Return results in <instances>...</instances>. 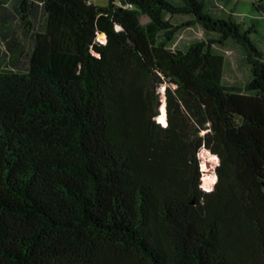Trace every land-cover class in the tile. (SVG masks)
<instances>
[{"label":"trees","instance_id":"1","mask_svg":"<svg viewBox=\"0 0 264 264\" xmlns=\"http://www.w3.org/2000/svg\"><path fill=\"white\" fill-rule=\"evenodd\" d=\"M38 9L27 70L0 67V264H264L254 25L209 0H21L31 28ZM168 15L237 44L248 83H224L211 42L172 48ZM203 149L218 159L210 190Z\"/></svg>","mask_w":264,"mask_h":264},{"label":"rangeland","instance_id":"2","mask_svg":"<svg viewBox=\"0 0 264 264\" xmlns=\"http://www.w3.org/2000/svg\"><path fill=\"white\" fill-rule=\"evenodd\" d=\"M97 4L106 5L108 0H94ZM21 0H0V67L16 71H26L29 65V56L33 49L35 31L42 30L45 24V14L38 9L31 16L33 28L22 20L20 13ZM211 12L218 17H232L244 28L254 25L258 33H253L252 38L264 55V14L255 9L252 0H209ZM168 19L180 29L175 37L174 49H186L190 44L199 41L211 42L215 52L225 59L224 83L228 86L244 87L251 78L250 67L246 63L245 55L241 48L228 42L224 45L213 43L215 35L206 32L200 25H188L192 20L189 16H167ZM143 23L149 18L142 16ZM104 40V36H99ZM163 91V88H161ZM159 121L166 124V110L163 103ZM201 169L204 172V186L212 188L216 181L215 168L218 159L207 150L199 154Z\"/></svg>","mask_w":264,"mask_h":264},{"label":"built area","instance_id":"3","mask_svg":"<svg viewBox=\"0 0 264 264\" xmlns=\"http://www.w3.org/2000/svg\"><path fill=\"white\" fill-rule=\"evenodd\" d=\"M204 188H205L206 190H210V189L206 188L205 186H204Z\"/></svg>","mask_w":264,"mask_h":264},{"label":"clouds","instance_id":"4","mask_svg":"<svg viewBox=\"0 0 264 264\" xmlns=\"http://www.w3.org/2000/svg\"><path fill=\"white\" fill-rule=\"evenodd\" d=\"M215 183V182H214ZM213 185V184H212ZM212 189V188H211Z\"/></svg>","mask_w":264,"mask_h":264}]
</instances>
